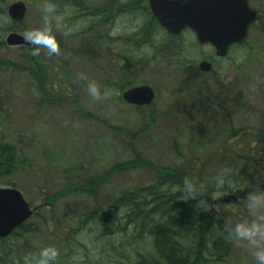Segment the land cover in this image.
Wrapping results in <instances>:
<instances>
[{
    "label": "trees",
    "instance_id": "1",
    "mask_svg": "<svg viewBox=\"0 0 264 264\" xmlns=\"http://www.w3.org/2000/svg\"><path fill=\"white\" fill-rule=\"evenodd\" d=\"M12 1L0 0V74L13 71V75L23 79L24 83L28 80L39 95L41 105L62 103L63 98L70 95L77 99L78 92L89 82L99 87V77L104 75L105 80L99 87L102 93H106L102 100L123 108L117 94L119 89L136 83L142 69L158 66L167 75L174 73L179 76L177 90L165 96L170 106L176 105L184 111L207 108L215 122L224 114L223 111L228 112L229 97L225 94L218 93L217 101H210L206 108L200 107L202 98L198 101L190 97L188 87L198 72L191 61L189 47L198 45L195 42L187 45L181 37L166 34L148 13L146 0H107L104 5H89L85 0H24L28 8L32 4L35 6L36 13L29 22L26 14L20 23L7 16L6 8ZM261 17H257L250 29L255 24L262 26V38L264 21ZM121 19H125L128 25H135V33L116 34L115 29ZM29 23L34 29L48 28L57 40L59 52L49 55L47 49L40 48L37 52L33 45H6L4 37L7 32L18 27L24 34ZM158 34L162 37L160 41L155 39ZM262 42L259 49L264 48ZM245 44L246 40L233 45L230 50L238 47L239 52L247 57L256 55ZM99 56H104L107 62L94 66ZM71 58L86 63L87 71L75 74L70 68ZM256 58L261 70L258 77L260 90L264 97V55L259 51ZM238 68L241 64L237 65ZM236 81L219 85L233 90L237 89ZM5 90L4 86L0 88L1 99L5 97ZM244 95L235 94L238 103L242 102ZM76 99L71 101L76 106L75 111L87 119H98ZM155 102H158V97ZM220 105L222 111L218 109ZM234 106L239 107L238 104ZM156 109L151 110L149 120L139 114L138 119L143 125L145 120L150 124L155 121ZM5 110L9 111V108L4 107ZM135 111L139 112V109ZM7 124V119L0 112V180L32 173L30 158L4 139ZM226 126L229 139L244 134L231 122ZM186 127L190 130L192 126L186 124ZM123 134L133 145L136 133L126 130ZM262 136V133L252 135L255 144H261ZM262 145L264 149V143ZM253 149L249 147L244 156L233 149L220 150L222 154L226 152L224 161L228 165L227 170L206 180L201 176L202 169L186 172L161 166L134 152L131 159L110 166L98 178L83 172L74 183H66L52 193H46V187L42 185L39 191L42 190L45 197L30 217L33 220H27L8 238H0V264H35L40 250L34 246L28 248V263H23L18 256L21 246L17 239L25 235L46 242L40 249L49 246L57 248L55 264H221L229 255L230 244L234 243L227 239L225 229L233 225L235 218L229 217V208L215 211L211 207L212 198L217 192L237 196L243 189L249 193L264 191V184L256 189L249 188L253 160L261 157V153ZM130 171L140 172L145 179L112 193L103 192L102 186L110 177ZM218 177L224 181L219 187L216 185ZM5 185L17 186L11 182ZM69 196L83 198L86 207L63 215L56 213V203ZM214 203L224 206L218 200ZM237 213L234 211L231 214L236 216Z\"/></svg>",
    "mask_w": 264,
    "mask_h": 264
},
{
    "label": "rangeland",
    "instance_id": "2",
    "mask_svg": "<svg viewBox=\"0 0 264 264\" xmlns=\"http://www.w3.org/2000/svg\"><path fill=\"white\" fill-rule=\"evenodd\" d=\"M103 1L85 0L90 5H99ZM262 2L264 0H251L250 4L261 11V19L264 21V3L262 7ZM35 13L36 9L33 4L29 8L27 7L28 22L33 19ZM126 23L125 19L118 21L115 33L132 34L135 31V25ZM261 27L259 24H255L250 29L245 44L249 50L255 51L256 55L251 54L247 57L245 53L239 52L238 47H234L230 50L227 58L214 63V70L211 73H199L190 81L192 82V85L188 87L190 97L193 96L198 101L202 98L200 105L202 108H206L210 101H217L218 93L229 97L228 112L223 111L224 114L217 122L212 119L207 108L184 111L180 107H170L160 103L167 102L166 93L177 90L176 83L179 76L174 73L167 75L158 66L142 69L138 77V81L151 86L158 97V102L154 107V109L157 108L154 113L155 121L150 124L145 120V125L138 117L139 114L149 116V109L142 108V111L137 112L133 107L119 108L106 100H93L88 93V84L82 90H78L77 99L83 108L98 118L97 120L87 119L80 112L75 111L76 106L71 101L76 98L72 95L63 98L62 103L52 102V104L41 105L39 95L28 80L24 79V83L23 79L13 75V71L1 73L0 88L4 86L7 89L4 99L2 96V99L0 98V112L8 121L7 135L4 139L30 158L29 169L32 170V173L2 178L0 187L8 186L5 185L8 182L16 183L17 189L25 199L33 206H37L45 197L42 190L39 191L40 186L46 187V189L44 188L46 193H52L66 183H74L83 172L98 178L110 166L131 159L134 152H138L141 156L161 166L186 172L202 169L201 176L206 180L227 170L228 165L224 161L226 152L223 155L220 150L233 149L244 156L249 147H253L261 153V157L253 160V170L250 173L252 181L249 188L260 187L264 184V149H262L264 143V97L260 90L258 77L261 70L256 56L259 51L264 55V48L259 49V45L264 41V34L262 38L260 37L261 31H263ZM12 30L19 31L18 27ZM32 30L34 28L29 23L26 32ZM181 38L187 45L194 41L190 31L182 33ZM155 39L160 41L161 34L155 36ZM143 50L151 49L143 48ZM189 51L191 61L195 64L202 58H211L212 56L210 46L192 44ZM11 55L10 53L9 56ZM70 61L72 64L70 68L75 74L79 75L87 71L88 66L83 61L76 58H71ZM105 62L107 61L104 56H99L98 63L93 65H105ZM240 64L241 68L237 70L236 67ZM234 79L238 81L237 89L231 90L219 85L224 83L229 85ZM104 80V75L99 77V87ZM241 93H245V95L241 97L242 102L238 103L235 94ZM235 104H238L239 107L234 106ZM4 107H8L9 111H3ZM221 108L222 105L218 109L222 111ZM228 122H231L235 129H240L244 134L229 139L226 131ZM186 124H189V127L192 126L190 130ZM193 124L198 128H195ZM126 130L136 133L133 137L135 139H132L133 145L130 144L129 138L123 134ZM258 133L263 134L261 144L259 142L255 144L256 140L252 137L253 134L257 135ZM142 179H145V176L137 171L113 175L102 186V190L112 193L120 188L132 186L139 180L141 182ZM242 191L243 194L248 195L239 199V203L229 201V203H223L224 206L221 207L220 204L211 202V207L217 212H222L226 208H229L231 213L238 212L236 216L229 214L231 219L235 218L233 225L240 222L251 224L255 223L257 219L247 211V198L251 192H247L246 189ZM260 193H264V191L262 190ZM228 195L231 194L217 192L212 200L216 201ZM85 207L86 200L69 196L56 203V213L63 215ZM241 208L243 210H239ZM32 220L31 218L29 221ZM17 243L21 246L18 256L23 263H28L30 258L28 248L34 246L37 250H41L40 247L46 242L37 237L25 235L19 237ZM221 264H255V261L246 246L234 242L230 244L229 255Z\"/></svg>",
    "mask_w": 264,
    "mask_h": 264
},
{
    "label": "water",
    "instance_id": "3",
    "mask_svg": "<svg viewBox=\"0 0 264 264\" xmlns=\"http://www.w3.org/2000/svg\"><path fill=\"white\" fill-rule=\"evenodd\" d=\"M149 8L159 25L170 35L177 36L185 28L190 29L200 44H210L215 54L223 57L230 45L246 37L249 25L256 19V11L251 9L248 0H148ZM27 7L23 0L7 6L8 17L23 21ZM8 46H30L24 35L12 30L5 35ZM200 71L208 72L210 63L201 61ZM122 98L134 105H148L154 92L148 85L131 88ZM222 201L236 200L229 195ZM22 193L13 187H0V238L7 237L22 225L33 213Z\"/></svg>",
    "mask_w": 264,
    "mask_h": 264
},
{
    "label": "clouds",
    "instance_id": "4",
    "mask_svg": "<svg viewBox=\"0 0 264 264\" xmlns=\"http://www.w3.org/2000/svg\"><path fill=\"white\" fill-rule=\"evenodd\" d=\"M24 39L33 46L36 51L40 48L48 50V54L59 52V45L54 35L48 28L34 29L24 33ZM84 79H87L84 77ZM88 93L93 100L103 99L106 93H102L97 84L89 82ZM224 183L218 177L216 185L219 187ZM247 211L252 216H256L255 223L240 222L233 226L226 227L227 239L237 244H243L250 251L255 264H264V193H251L247 198ZM58 257V249L55 247H44L40 250L35 264H55Z\"/></svg>",
    "mask_w": 264,
    "mask_h": 264
},
{
    "label": "flooded vegetation",
    "instance_id": "5",
    "mask_svg": "<svg viewBox=\"0 0 264 264\" xmlns=\"http://www.w3.org/2000/svg\"><path fill=\"white\" fill-rule=\"evenodd\" d=\"M146 2H147V4H146V8H147V10H148V13L154 18V16L152 15V13H151V11H150V8H149V5H148V0H146ZM107 4V0H104L102 3H100L99 5H104V4ZM263 3L264 2H262L261 3V5H262V7H263ZM253 7V6H252ZM259 12H261V11H257V13H259ZM186 29V28H185ZM135 33V32H134ZM182 33H184V31L182 30L181 31V34L180 35H178V36H175V38H177V37H181V35H182ZM194 40H195V42L197 43V44H199V45H202V46H209V44H200V43H198L197 41H196V39L194 38ZM198 45V46H199ZM213 50V49H212ZM214 52V51H213ZM212 56H211V58L210 57H207V58H202V59H206V60H208V61H210L211 63H212V65H214V63L217 61V60H223V59H225V57H217L216 55H215V53H212L211 54ZM143 56V55H142ZM146 68H148V67H146ZM151 68V67H150ZM195 69H197V66L195 65ZM197 72H198V74L200 73L198 70H197ZM138 85H143V83H141V81H136V83H134L133 85H131V86H129V87H127V88H123V89H119V91H118V97H119V99H120V101H122L121 102V104L123 105V108H129V107H133L134 108V110H137V109H139V111H142V108H146V109H149L150 111H149V113L151 112V110L152 109H154V107H155V104H156V102H155V100H156V98H157V96H156V94H155V97H154V100L150 103V104H148V105H140V106H138V105H133V104H129V103H127V102H125L124 100H123V98H122V93L124 92V91H126L127 89H130V88H132V87H134V86H138ZM155 102V104H153ZM163 104H166V105H168V106H170L169 104H171L170 102H162ZM172 106H175L176 107V105H172ZM172 106H170V107H172ZM148 115V114H147ZM144 119H147V120H149L150 118H149V116H146V117H144Z\"/></svg>",
    "mask_w": 264,
    "mask_h": 264
}]
</instances>
